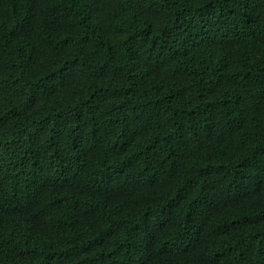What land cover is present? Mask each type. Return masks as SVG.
<instances>
[{
	"label": "trees",
	"instance_id": "1",
	"mask_svg": "<svg viewBox=\"0 0 264 264\" xmlns=\"http://www.w3.org/2000/svg\"><path fill=\"white\" fill-rule=\"evenodd\" d=\"M0 264H264V0H0Z\"/></svg>",
	"mask_w": 264,
	"mask_h": 264
}]
</instances>
